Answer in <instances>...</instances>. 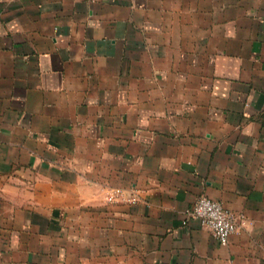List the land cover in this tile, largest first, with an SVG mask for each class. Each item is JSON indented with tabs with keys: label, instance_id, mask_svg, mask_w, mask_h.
Wrapping results in <instances>:
<instances>
[{
	"label": "crops",
	"instance_id": "obj_1",
	"mask_svg": "<svg viewBox=\"0 0 264 264\" xmlns=\"http://www.w3.org/2000/svg\"><path fill=\"white\" fill-rule=\"evenodd\" d=\"M0 264H264V0H0Z\"/></svg>",
	"mask_w": 264,
	"mask_h": 264
},
{
	"label": "built area",
	"instance_id": "obj_2",
	"mask_svg": "<svg viewBox=\"0 0 264 264\" xmlns=\"http://www.w3.org/2000/svg\"><path fill=\"white\" fill-rule=\"evenodd\" d=\"M187 216L208 227L222 245H227L231 236L240 227L238 218L233 212L226 209L222 203L206 196L198 198L195 204L187 210Z\"/></svg>",
	"mask_w": 264,
	"mask_h": 264
}]
</instances>
